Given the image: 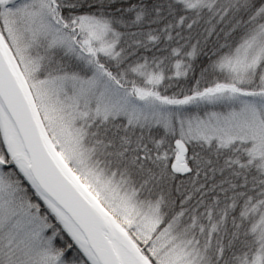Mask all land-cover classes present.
Returning <instances> with one entry per match:
<instances>
[{
	"label": "snow or ice",
	"instance_id": "snow-or-ice-1",
	"mask_svg": "<svg viewBox=\"0 0 264 264\" xmlns=\"http://www.w3.org/2000/svg\"><path fill=\"white\" fill-rule=\"evenodd\" d=\"M0 264H264V0H0Z\"/></svg>",
	"mask_w": 264,
	"mask_h": 264
}]
</instances>
